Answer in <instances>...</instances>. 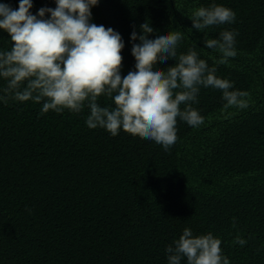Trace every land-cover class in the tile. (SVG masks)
Here are the masks:
<instances>
[{"label":"trees","instance_id":"obj_1","mask_svg":"<svg viewBox=\"0 0 264 264\" xmlns=\"http://www.w3.org/2000/svg\"><path fill=\"white\" fill-rule=\"evenodd\" d=\"M0 3L18 9L19 0ZM211 3L100 0L92 8L91 22L125 41L122 73L135 66L130 33L148 20L155 31L182 34L177 56L196 46L218 77L251 93L248 109L225 115L222 92L201 88L192 107L205 123L178 119L169 151L123 128L116 136L89 129L87 107L58 114L42 113L43 101L0 102V264H167L165 249L185 227L219 237L230 264H264V0H215L236 13L234 23L205 30L208 38L238 33L228 64L192 27L194 10ZM41 7L56 5L33 0L30 11ZM11 46L0 30V50ZM154 63L166 70L175 61ZM237 235L245 246L233 244Z\"/></svg>","mask_w":264,"mask_h":264},{"label":"clouds","instance_id":"obj_2","mask_svg":"<svg viewBox=\"0 0 264 264\" xmlns=\"http://www.w3.org/2000/svg\"><path fill=\"white\" fill-rule=\"evenodd\" d=\"M99 2L54 0L55 8L41 7L36 14L30 11L33 0H19L18 9L0 3V30L12 42L10 49L0 50V80L6 82L0 102L43 101L42 113L58 114L65 109L80 114L87 107L89 129L101 128L116 136L123 128L165 151L178 140V119L192 128L205 123L192 107L199 103L201 88L222 92L225 115H231L229 109L245 110L254 103L251 93L218 77L216 67L200 58L196 46L177 56L182 34L155 31L148 20L130 33L135 66L122 73V35L91 22L92 8ZM191 20L195 30L205 33V47L220 54L217 63L228 64L237 56V32L226 29L218 38H208L205 31L234 23L236 13L231 8L213 0L208 7L195 9ZM157 58L175 63L164 70L155 65ZM101 96L110 98L112 105L101 106ZM221 244L212 232L194 235L185 227L165 249L167 264H230ZM233 244L243 247L247 240L237 235Z\"/></svg>","mask_w":264,"mask_h":264}]
</instances>
